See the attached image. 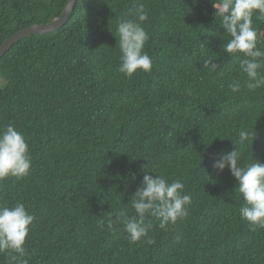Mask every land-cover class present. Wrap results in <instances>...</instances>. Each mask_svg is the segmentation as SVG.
I'll return each instance as SVG.
<instances>
[{"label": "trees", "instance_id": "trees-1", "mask_svg": "<svg viewBox=\"0 0 264 264\" xmlns=\"http://www.w3.org/2000/svg\"><path fill=\"white\" fill-rule=\"evenodd\" d=\"M139 3L152 70L129 78L119 71L114 31ZM67 4L0 0V46L53 22ZM253 25L264 48V19L254 14ZM225 32L211 0H77L63 27L3 55L0 129L12 124L24 134L33 163L27 176L0 181V205L23 203L35 217L28 264H264V228L241 217L245 202L230 169L213 167L238 147L242 129L254 135L240 146L241 166L264 162V88L244 86L240 54L222 51ZM209 56L217 57L214 71L203 67ZM233 81L240 91L230 90ZM145 165L181 181L191 204L167 230L148 216V237L132 243L109 213L134 215L128 203ZM0 264H10L5 253Z\"/></svg>", "mask_w": 264, "mask_h": 264}, {"label": "clouds", "instance_id": "clouds-1", "mask_svg": "<svg viewBox=\"0 0 264 264\" xmlns=\"http://www.w3.org/2000/svg\"><path fill=\"white\" fill-rule=\"evenodd\" d=\"M211 3L214 16L229 37L222 45V51L230 56L240 54L239 69L247 77L244 86L249 91L264 88V74H261L264 69V48L258 46L259 30L253 25L254 14L259 19H264V0H211ZM146 20L148 12L145 5L139 3L128 16L118 20L114 31L120 50L119 71L129 78L138 70H152L151 57L144 50L149 40L148 32L143 26ZM216 59L217 57L211 56L203 59V67L214 71L218 67ZM229 87L232 92H238L241 85L239 81H233ZM253 135L250 129L240 130L238 142L234 140L238 147L221 153L214 160L213 167L220 171L230 169L245 202L240 209V215L255 230L264 228V162L253 160L241 166L242 153L239 150ZM32 163L30 146L24 134L12 124L0 129V181L9 176H27ZM143 171V180L128 203L134 210V215L129 216L126 210L119 209L109 213L110 217L122 219L123 231L132 243L148 237L149 230L153 227L151 223H146L148 216L156 217L159 228L167 230L170 224L174 225L188 216V205L191 204V196L185 194L181 181L174 180L169 183L164 175L146 165ZM150 171L156 175L149 174ZM34 219V215L27 211L23 203L12 207L0 205V253L9 257L10 264H28L25 257L30 254L25 243ZM111 225L110 219L109 227ZM147 243L154 241L149 238Z\"/></svg>", "mask_w": 264, "mask_h": 264}, {"label": "water", "instance_id": "water-1", "mask_svg": "<svg viewBox=\"0 0 264 264\" xmlns=\"http://www.w3.org/2000/svg\"><path fill=\"white\" fill-rule=\"evenodd\" d=\"M77 4V0H68V4L62 13V15L54 20L53 22L47 24H34L26 29L19 31L14 34L10 38H8L1 46H0V59L3 55L9 51V49L21 39H24L31 35H41L46 34L59 28L63 27L67 21L70 19L71 15L74 12L75 6Z\"/></svg>", "mask_w": 264, "mask_h": 264}]
</instances>
